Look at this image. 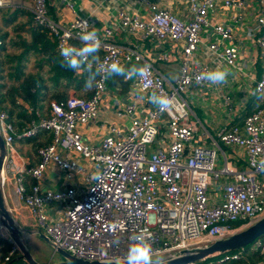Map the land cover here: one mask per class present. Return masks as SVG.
<instances>
[{
	"label": "built area",
	"instance_id": "1",
	"mask_svg": "<svg viewBox=\"0 0 264 264\" xmlns=\"http://www.w3.org/2000/svg\"><path fill=\"white\" fill-rule=\"evenodd\" d=\"M65 1L74 10L73 4ZM140 1L149 4L148 0ZM49 2L0 0V9L30 12L36 24L58 39L59 52L68 45L82 47L80 36L93 29L90 19L77 15L64 28L51 17ZM221 2L228 9L245 6L242 0H187L189 18L179 17L156 3L148 5V20L126 11L119 14L116 27L124 31L154 39L160 45H181L180 76L174 83L153 64L157 57L148 61L137 49L118 45L114 39L116 27L98 33L100 62L90 58L91 67L84 69L97 71L113 61L121 66L143 62V66L150 67L143 77L136 76V89L166 95L172 101L166 110L155 105L144 115L136 105H128L118 114L130 119L128 128L111 126L99 145L86 143L79 127L100 115L109 81L102 78V72L89 99L70 96L53 102L52 115L22 133L16 131L8 114L0 112V133L7 150L2 174L5 194L13 186L18 204L28 210L32 222L58 248L88 261H126L134 243L132 237L143 234L157 255L169 259L184 250L227 238L264 218V104L247 115L242 126L218 133L223 147L245 154L247 168L238 170L209 133L198 137V123L188 100L193 89L218 85L198 83L196 78L220 63L243 79L255 97H264V0H252L253 19L246 34L243 28L247 16L243 13L231 16L233 25L212 23ZM242 34L255 48V55L244 44ZM202 52L212 64L197 63L198 53ZM258 57L262 62L259 79L253 74V62ZM224 100L226 104L232 101L228 94ZM163 128L172 141L166 144L160 139L159 147L154 149ZM39 129L51 131L53 142L39 151L38 164L30 166L18 154L15 143L34 137ZM71 152L81 155L93 169L86 179L87 189L43 190L42 181L51 164L66 172L67 179L73 178L68 173L81 170L70 157ZM29 178L35 182L30 189ZM57 204L64 206L60 212H54ZM0 236L13 243L1 217ZM252 249L264 257V237ZM12 252H18L15 245ZM245 252L246 248L229 252L212 263L240 261Z\"/></svg>",
	"mask_w": 264,
	"mask_h": 264
},
{
	"label": "crops",
	"instance_id": "2",
	"mask_svg": "<svg viewBox=\"0 0 264 264\" xmlns=\"http://www.w3.org/2000/svg\"><path fill=\"white\" fill-rule=\"evenodd\" d=\"M22 2L30 3V0H20ZM73 6L72 10L65 0H50L49 12L55 22L60 24L62 27L67 28L69 24L78 16L87 17L90 19L93 28L96 29L97 33H102L107 28H114L117 25L118 16L121 12L126 11L129 13L137 14L142 19H149V8L148 5L151 3L159 4L162 8L171 10L179 17L189 18V4L187 0H148L149 4L142 3L140 0H69ZM243 8H226L223 3H220V9L212 15L211 21L213 24L225 23L233 25L231 22V16L237 13L246 14L247 19L244 24V33H247L249 25L252 23V15L254 13L252 9V0H242ZM239 34V31L237 35ZM245 34L241 35V39L244 40V44L254 52L255 48L249 41L245 40ZM115 42L126 48L137 49L145 59L148 61L155 60L157 62L153 64L159 69V71L171 82H176L180 76L181 66V45L167 42L165 44H159L154 39H142L139 35L128 33L119 27H116L114 34ZM204 40L208 42V37L205 35ZM259 52V51H258ZM259 54V53H258ZM100 57V51L98 52ZM166 56V59L160 57ZM159 57V59H158ZM197 63L199 64H210L211 61L206 58L204 52L198 53ZM255 70L253 74L259 79L262 74V63L259 57L255 62ZM212 64V63H211ZM132 66L143 67V62L131 64H124L122 67L127 71ZM219 68H227L220 63ZM228 69V68H227ZM230 73V72H229ZM136 76H132L130 81L126 80L125 76H111L109 77L107 92L105 93L101 102L100 115L96 120L91 121L87 125L79 127L83 139L86 143L91 145H99L103 138L108 134L111 126H117L120 128H128L130 119L128 117H120L118 114L122 109L128 105H136L142 114L144 115L147 111L152 110L155 105L149 100V97L153 95L152 92H141L135 87ZM220 89V90H219ZM243 89V91H242ZM223 92L222 100L217 99L216 102L212 96H216L217 93ZM254 90L250 86L245 85V82L240 77H235L233 74H229L227 82L218 84L217 86L204 88L198 87L193 89L188 94V100L191 106L203 109L206 115H208V125L213 128L214 131H221L231 123L239 113H236L233 109L235 102H248L250 103L254 99L252 94ZM235 92V94L231 93ZM246 92V94L244 93ZM230 95L232 101L226 104L224 100L225 95ZM70 96H74V92L70 93ZM249 97V98H246ZM256 98V97H255ZM233 104V105H232ZM248 105V104H247ZM230 107V111L226 109ZM249 107V105H248ZM256 108L253 110V112ZM244 119L241 118L238 122V126H242ZM201 128L198 125V137ZM160 139H165L166 144L171 143L172 139L168 134L166 128L161 130L160 136L157 142L153 146L154 149L159 147ZM15 148L18 154L27 160L30 166H35L39 162L23 155L19 152L20 148L27 150V146H24L20 141L15 143ZM229 162L235 166L238 170H245L247 168L246 156L240 150L237 151L235 148L223 147ZM70 157L74 159L79 168L78 172L68 173L72 175V179H67L66 172L58 168V166L51 164L45 174V178L42 181L43 190H64L67 187H73L78 192L84 191L89 186L88 178L89 174H93L92 167L88 164L87 160L76 152H71ZM223 163L220 157V166ZM35 182L29 178L28 188L30 189ZM6 199L12 210L14 217L17 219L23 229L30 231L25 235L26 244L34 255L35 259L43 264L46 263H59L60 261H51L49 257H43L41 252L34 250V244L43 242L51 247L49 243L44 241L40 235L44 232L36 227L32 222L28 210L21 204H18L15 194L13 192V186L8 187L6 191ZM64 208L63 204H57L54 212H60ZM52 248V247H51ZM20 256V254H19ZM18 256V257H19ZM17 257V258H18ZM16 258V259H17ZM15 259V260H16ZM13 261V264H20L21 262Z\"/></svg>",
	"mask_w": 264,
	"mask_h": 264
},
{
	"label": "trees",
	"instance_id": "3",
	"mask_svg": "<svg viewBox=\"0 0 264 264\" xmlns=\"http://www.w3.org/2000/svg\"><path fill=\"white\" fill-rule=\"evenodd\" d=\"M0 38L3 41L0 46V112L8 114L18 133L49 118L52 115L51 104L67 100L72 91L76 97L89 99L92 96L95 82L91 89L85 88L84 84L90 73L96 70L83 68L71 71L64 67L57 47L58 39L36 24L27 10L0 9ZM28 65H31L30 70ZM253 98L248 103L249 107L246 104L245 114L237 116L226 128L238 125L242 116L245 119L264 104V97ZM19 141L27 146L26 151L20 148L19 152L39 161V151L52 144L53 133L39 129L34 137ZM252 246L246 247L242 260L222 264L264 263V257ZM13 249L14 244L0 236V264H10L19 256V252L12 254ZM211 259L196 264H218L212 263Z\"/></svg>",
	"mask_w": 264,
	"mask_h": 264
},
{
	"label": "water",
	"instance_id": "4",
	"mask_svg": "<svg viewBox=\"0 0 264 264\" xmlns=\"http://www.w3.org/2000/svg\"><path fill=\"white\" fill-rule=\"evenodd\" d=\"M7 155L6 145L0 133V217L1 222L9 233L14 245L18 248L20 256L15 260L20 261V264H43L38 262L28 245L26 244L25 235L30 233L22 228L17 219L14 217L12 210L6 199V194L2 183V174L4 163ZM40 237L49 243L51 247L57 252L62 260L59 263L46 264H126V261L116 262H98L88 261L77 258L67 251L58 248L55 243L45 234ZM264 237V218L257 223L243 229L227 238L215 241L212 244L196 247L193 249L184 250L175 254L169 259L168 264H196L198 262L207 261L211 258H216L229 252H235L253 245L257 240ZM13 264V263H10Z\"/></svg>",
	"mask_w": 264,
	"mask_h": 264
},
{
	"label": "clouds",
	"instance_id": "5",
	"mask_svg": "<svg viewBox=\"0 0 264 264\" xmlns=\"http://www.w3.org/2000/svg\"><path fill=\"white\" fill-rule=\"evenodd\" d=\"M80 40L83 43L82 47H75L73 45L64 46L60 49V56L63 57L64 67L71 71H80L83 68L91 67L90 58L92 62L99 63L100 57L98 52L101 47V42L98 33L95 28L91 31H87L80 36ZM148 65L143 67L132 66L127 71L120 65L118 61H113L107 66H101L94 73H90L88 79L85 81L84 87L91 89L94 86L96 76L103 73V79H108L111 76H125L131 78L132 76L139 75L143 77L146 71L149 70ZM229 69L219 68L202 72L197 76V82L207 81L210 84H223L227 82L229 75ZM152 104L158 106L162 111L166 110L172 103L171 99L166 95L157 96L155 94L149 97ZM134 243L129 247L126 264H168L165 257L157 255L151 242L143 235H136L132 237Z\"/></svg>",
	"mask_w": 264,
	"mask_h": 264
},
{
	"label": "rangeland",
	"instance_id": "6",
	"mask_svg": "<svg viewBox=\"0 0 264 264\" xmlns=\"http://www.w3.org/2000/svg\"><path fill=\"white\" fill-rule=\"evenodd\" d=\"M30 68H31V65H28L29 70H30ZM223 92L224 91L222 90L220 93H217L216 96H212L213 98H215L214 100L216 102H218L217 99L220 101H223L222 100V96L224 95ZM231 93L235 94V92H231ZM246 98H249V97H246ZM246 104H248V102H244V101L238 102L237 101V102H235L234 105L233 104L232 105H233V109L236 113H239V115H244ZM191 109L194 113L193 118L198 123L199 127L201 128L199 137H201L204 133L207 132L220 143V139L218 137L219 131H214L213 128L208 125L209 117H208V115H206L207 113H205V111L203 109L197 108L194 105L191 106ZM226 110L230 111L231 109H230V107H228ZM242 118H243V116H242ZM220 145L223 147V145L221 143H220ZM33 248H34V250H38L37 252H41L43 257H49L51 261L55 262V261H61L62 260V257L57 252H55V250L53 248H51L50 246H48L44 242L42 244H40V242L34 244ZM217 260H218V258L211 259L212 262H216Z\"/></svg>",
	"mask_w": 264,
	"mask_h": 264
}]
</instances>
